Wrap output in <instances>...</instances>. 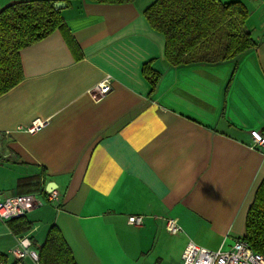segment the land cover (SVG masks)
Listing matches in <instances>:
<instances>
[{"label":"crops","instance_id":"obj_1","mask_svg":"<svg viewBox=\"0 0 264 264\" xmlns=\"http://www.w3.org/2000/svg\"><path fill=\"white\" fill-rule=\"evenodd\" d=\"M16 1L0 0V10ZM153 1L70 0L61 14L76 52L59 30L20 50L23 78L0 95V192H40L22 234L37 252L52 225L77 264H180L189 241L227 249L244 235L264 178V147H251L252 131L264 133V0H220L246 7L252 49L185 66L163 57L164 37L143 15ZM147 61L160 73L151 93ZM106 75L111 90L94 100L88 90ZM33 121L45 124L19 129ZM132 214L144 215L142 227ZM167 218L183 237L173 233L180 239L166 248L154 232ZM18 236L0 220L10 262Z\"/></svg>","mask_w":264,"mask_h":264},{"label":"trees","instance_id":"obj_2","mask_svg":"<svg viewBox=\"0 0 264 264\" xmlns=\"http://www.w3.org/2000/svg\"><path fill=\"white\" fill-rule=\"evenodd\" d=\"M57 1L60 0H21L0 10V95L23 78L21 49L59 30L70 49L76 52L62 8L54 6ZM61 1L67 4L70 0ZM93 1L123 4L134 0ZM247 14L241 2L220 0H155L143 11L150 27L164 37L163 57L170 66L223 63L252 49L255 42L245 27ZM141 73L151 93L160 73L153 69L152 61L142 64ZM5 223L17 236L26 233L32 225L25 215ZM240 238L264 256V178L255 190L246 213L244 235ZM37 253L38 264H77L56 225L50 227ZM0 264L21 262H10L8 255L0 252Z\"/></svg>","mask_w":264,"mask_h":264},{"label":"built area","instance_id":"obj_3","mask_svg":"<svg viewBox=\"0 0 264 264\" xmlns=\"http://www.w3.org/2000/svg\"><path fill=\"white\" fill-rule=\"evenodd\" d=\"M111 90V76L106 75L94 87L88 90V94L95 100ZM44 122L33 121L26 127H19L23 131L34 134ZM8 134V132H7ZM252 148L264 147V133L252 131ZM1 136V134H0ZM46 200L50 203L59 200L55 190L47 192ZM41 204L40 192H27L14 196H4L0 192V220H7L22 217L28 211ZM144 215H128V222L135 227L144 225ZM165 229L171 233L181 231V226L171 218L165 219ZM11 254L18 261L24 257H29L34 263L38 264V253L31 248V241L27 234L17 237V245L11 250ZM180 264H264V256L253 251L249 243L241 238L234 239L232 245L227 249L210 250L189 241L183 248L180 256Z\"/></svg>","mask_w":264,"mask_h":264},{"label":"rangeland","instance_id":"obj_4","mask_svg":"<svg viewBox=\"0 0 264 264\" xmlns=\"http://www.w3.org/2000/svg\"><path fill=\"white\" fill-rule=\"evenodd\" d=\"M158 223H159V228L157 229L158 231H157V233L154 232L156 234V236H155L156 240H159V241L165 243L166 248L170 244L174 245V243H176L180 239V237L177 235H174L173 233L168 232L166 229H164L163 223H165V220H164V222L159 220ZM182 233L183 232H180L178 235L183 237ZM173 264H178V263H173Z\"/></svg>","mask_w":264,"mask_h":264},{"label":"water","instance_id":"obj_5","mask_svg":"<svg viewBox=\"0 0 264 264\" xmlns=\"http://www.w3.org/2000/svg\"><path fill=\"white\" fill-rule=\"evenodd\" d=\"M54 6L55 8H63L65 6V2L64 1H57L54 3ZM55 189V185L51 182V183H48L46 185V192H51L52 190Z\"/></svg>","mask_w":264,"mask_h":264}]
</instances>
